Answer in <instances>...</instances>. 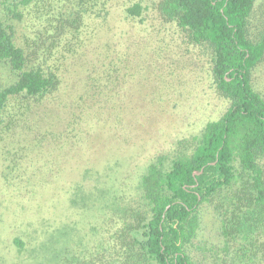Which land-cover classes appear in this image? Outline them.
<instances>
[{
	"label": "rangeland",
	"instance_id": "obj_1",
	"mask_svg": "<svg viewBox=\"0 0 264 264\" xmlns=\"http://www.w3.org/2000/svg\"><path fill=\"white\" fill-rule=\"evenodd\" d=\"M141 2L143 17L126 7ZM50 64L59 88L40 100L12 98L0 123V264H77L109 243L118 204L137 195L158 155L185 156L230 101L211 74V52L159 14L160 0H108ZM264 10V0H259ZM27 16L20 37L35 32ZM69 50H68V49ZM264 95V62L253 73ZM15 74L0 65V89ZM138 192V193H137ZM188 253L199 264H233L211 203ZM23 243L18 244L15 239ZM91 258H88L89 262Z\"/></svg>",
	"mask_w": 264,
	"mask_h": 264
},
{
	"label": "trees",
	"instance_id": "obj_2",
	"mask_svg": "<svg viewBox=\"0 0 264 264\" xmlns=\"http://www.w3.org/2000/svg\"><path fill=\"white\" fill-rule=\"evenodd\" d=\"M258 1L160 0L162 18L210 50L216 90L230 104L185 156L161 154L151 161L139 193L118 204L109 243L96 249L94 259L84 253L77 264H199L187 248L205 202L221 220V250L232 263L264 264V95L253 81L264 62ZM110 7L108 0H0V65L16 76L0 89V123L12 98L40 100L59 88L51 57L88 20L107 17ZM145 9L138 1L126 13L143 17ZM27 16L40 23L33 25L34 35L20 37L18 26Z\"/></svg>",
	"mask_w": 264,
	"mask_h": 264
}]
</instances>
